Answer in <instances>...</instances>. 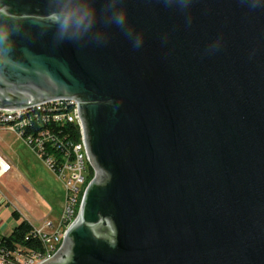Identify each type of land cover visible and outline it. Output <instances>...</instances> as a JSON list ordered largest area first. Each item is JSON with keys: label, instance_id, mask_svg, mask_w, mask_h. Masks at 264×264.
Returning a JSON list of instances; mask_svg holds the SVG:
<instances>
[{"label": "water", "instance_id": "water-1", "mask_svg": "<svg viewBox=\"0 0 264 264\" xmlns=\"http://www.w3.org/2000/svg\"><path fill=\"white\" fill-rule=\"evenodd\" d=\"M115 4L132 38L104 0L79 39L49 0H0L23 27L0 110L77 101L95 170L43 264H264V0Z\"/></svg>", "mask_w": 264, "mask_h": 264}, {"label": "built area", "instance_id": "built-area-1", "mask_svg": "<svg viewBox=\"0 0 264 264\" xmlns=\"http://www.w3.org/2000/svg\"><path fill=\"white\" fill-rule=\"evenodd\" d=\"M67 125L74 126L78 131L76 140H63L57 134ZM0 126L17 133L25 145L46 162L65 190L60 217L55 221H45L41 227H34L33 234L42 243V252L28 250L27 253L0 254V264H43L61 249L67 231L79 215L88 185L95 177L78 102L56 99L10 114L0 110ZM10 170L9 165L0 164V178Z\"/></svg>", "mask_w": 264, "mask_h": 264}, {"label": "clouds", "instance_id": "clouds-1", "mask_svg": "<svg viewBox=\"0 0 264 264\" xmlns=\"http://www.w3.org/2000/svg\"><path fill=\"white\" fill-rule=\"evenodd\" d=\"M168 7L175 4L180 10L189 6L190 0H163ZM96 0H49V20L57 29L61 39H79L88 34L97 24ZM105 24L115 25L132 38L128 29V16L116 9L115 0H104V7L100 10ZM11 14L7 6L0 7V65L11 62L16 49L15 36L23 33L21 24L9 23ZM134 47H140L136 43ZM27 52L26 49H24Z\"/></svg>", "mask_w": 264, "mask_h": 264}, {"label": "rangeland", "instance_id": "rangeland-1", "mask_svg": "<svg viewBox=\"0 0 264 264\" xmlns=\"http://www.w3.org/2000/svg\"><path fill=\"white\" fill-rule=\"evenodd\" d=\"M12 178L16 190L22 191L21 197L26 211L31 215L38 214L37 217H33L35 223L38 224L40 220L48 218L55 221L60 217L65 196L64 187L46 162L27 146H24L23 164L14 172ZM28 190L31 193H28ZM33 194L37 195V201L30 197Z\"/></svg>", "mask_w": 264, "mask_h": 264}, {"label": "crops", "instance_id": "crops-1", "mask_svg": "<svg viewBox=\"0 0 264 264\" xmlns=\"http://www.w3.org/2000/svg\"><path fill=\"white\" fill-rule=\"evenodd\" d=\"M24 144V141L17 133L0 126V161L11 167L9 173L0 178V190L2 193V196H0V239L9 237L21 220L29 221L34 227H41L45 221L50 220L48 218L40 220L38 224L35 223L33 217H37L38 214L31 215L26 211L24 200L21 197L22 191L19 192L15 188L16 184L12 175L23 164L24 146H26ZM27 192L31 193L30 190ZM30 197L37 201L36 194ZM14 211H17L21 216L20 221L15 218Z\"/></svg>", "mask_w": 264, "mask_h": 264}, {"label": "trees", "instance_id": "trees-1", "mask_svg": "<svg viewBox=\"0 0 264 264\" xmlns=\"http://www.w3.org/2000/svg\"><path fill=\"white\" fill-rule=\"evenodd\" d=\"M62 130L61 133H57L61 139H77L78 131L74 126L67 125ZM14 216L17 221L21 220V216L17 211H14ZM33 231L34 226L29 221L21 220L9 237L0 239V254L10 255L17 251L27 253L28 250L42 252L43 245L34 237Z\"/></svg>", "mask_w": 264, "mask_h": 264}, {"label": "bare ground", "instance_id": "bare-ground-1", "mask_svg": "<svg viewBox=\"0 0 264 264\" xmlns=\"http://www.w3.org/2000/svg\"><path fill=\"white\" fill-rule=\"evenodd\" d=\"M0 164H3V163L0 161Z\"/></svg>", "mask_w": 264, "mask_h": 264}]
</instances>
